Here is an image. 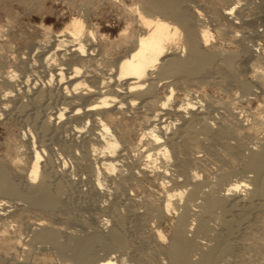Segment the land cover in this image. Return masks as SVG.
Returning a JSON list of instances; mask_svg holds the SVG:
<instances>
[{
  "label": "bare ground",
  "instance_id": "bare-ground-1",
  "mask_svg": "<svg viewBox=\"0 0 264 264\" xmlns=\"http://www.w3.org/2000/svg\"><path fill=\"white\" fill-rule=\"evenodd\" d=\"M139 3V6H129L124 9L125 27L112 41L103 35H99L94 31L95 28L91 29L86 25L80 15L73 16L58 33L52 36V43L38 51L40 70H34L41 73V79L40 77H33L39 79L33 81L34 79L30 78L31 75L27 77V72H24L25 78L20 81H15L17 77L14 73H9L0 79V88L3 89L0 93V113L4 116L5 113L8 114V110L10 112L14 110L17 114H22L25 109H29L31 106H39L38 103H42V101L57 102L56 111V104L53 108L54 114L46 117L36 129L35 126H31V129L34 128L33 131L26 129L28 130L26 134L32 141L31 144L36 138L38 141L39 139L45 141L43 139L45 135L49 132L54 134L56 130L63 131L71 143L83 141L80 144L83 145L86 142L88 152L86 149V155L83 154L85 158L75 148L78 150L77 153L84 158H81L82 161L93 156L101 169L106 172V178L111 182L113 191L116 192L122 188L125 182L121 167L136 170V175L144 174L147 169L157 170L158 167L156 168L154 163L156 164L157 160H161L160 168L162 169L157 172H159L158 177L160 178L159 185L163 190L160 203L163 204L160 209H155L157 214L152 212L155 215L165 216L171 211L174 214L177 211L176 220L167 237V246L162 252L167 264H217L219 261L230 258L233 252L238 249L237 247L243 246H240L237 241L235 242L234 237L239 229L238 223L245 221L244 215H247L245 213L253 210H263L264 212V140L261 139L263 142L259 143L257 147L253 146L249 149L247 157L245 156L246 159L241 163L240 170L238 168L239 171L236 170L238 173L248 171L253 174L245 180L239 178L231 181L229 179V176L233 175L231 172L221 173L220 171V174L216 176V183L213 184V181L210 184L204 177L202 180L195 171H191L190 175L187 174L186 169L189 165L197 166L203 162L194 155L190 159L185 158L188 151L202 148L200 146L205 144H202V141L205 140L203 142H206L208 138L216 137L219 140L220 137L221 139L228 134L226 132L231 125L226 126L225 123L222 126L223 124H220V128L212 130L204 116L206 112L200 113L201 111L197 110L199 109L197 105L194 108L192 104L195 105L198 101L193 102L191 98L184 99V102H179L176 106L170 105L174 91L170 87V82L166 80L172 77L183 79V81L189 77L201 79L211 68L212 62L214 63V54L203 50L212 36L209 29L202 26L203 23L201 25L196 24L198 28L195 27L196 25L194 26L201 20L199 19L201 15L199 11L195 12L194 23L191 18L192 15L189 16L183 9L182 0H139ZM233 10V7H228L222 15L225 17L232 16ZM178 52L185 55L179 56ZM233 55L226 54L223 57L225 67L231 66L234 60ZM161 81H163L162 86L166 88V92L163 91V97L158 98L157 87ZM194 109H196L195 112H188L190 115H186V111ZM181 112H184V115ZM164 115H166L165 118H163ZM168 115L175 117L173 121H180L177 127L174 126L173 131L169 130L173 127V123L166 120L169 118ZM127 120H131L133 123L137 122L140 126L133 153L127 146L132 132L126 123ZM232 129L235 130L236 128H229V131ZM237 130L238 128L235 131ZM237 132H235L236 135H239L240 132L239 134ZM61 145L63 150L70 152V148L76 144ZM32 148V163L29 174L23 180L24 183L22 182V188L19 189L11 183L7 170L0 165V216L8 207L3 199L9 198L22 199L29 206L42 210L52 211V209L58 208L59 193L67 183V181H63V178L66 180L68 174L62 169L65 170L63 165L66 163L60 164L63 166L60 167V170L54 167L55 164L52 166V161L47 162L50 159L45 160L46 163L41 165V157L45 153L43 147L40 145L39 149ZM232 149L230 147L231 154H228L231 156L230 159H228L230 157H227L228 155L227 158H224V153L222 158L225 161L228 159V161L236 160L238 162L236 154L239 150L238 148L237 151ZM226 150L229 151V147ZM82 152L84 153L83 150ZM224 152L227 154V151ZM77 153L75 152V155ZM75 155L72 156L75 157ZM79 155L76 157L78 158ZM86 162L88 164L89 161ZM222 162L224 163V161ZM114 172H118V180L111 177ZM57 175L59 178L56 185L54 184L56 188L52 185L55 190L51 191L50 179ZM100 181L97 175L95 182L91 183V190H89L93 195L98 194V197L101 195L100 191H103V185ZM167 183H171L170 188L169 186L166 188ZM218 185L224 187H221V190L217 189L220 192H215L216 188L214 187ZM204 188L206 190H203ZM241 191H249L247 193L249 197L248 200L246 199L247 203L244 202L245 205L243 203L244 207L242 204L240 205L243 210L239 206L241 212L236 214L239 210L237 208L238 210L234 214L232 210L234 207H238L235 205L239 204L237 203L239 200L237 196L240 195ZM113 194L115 193L113 192ZM195 200H199V202L195 203ZM192 207L194 209H191ZM216 209L228 214L227 217L217 215ZM190 211L193 213L190 214ZM113 220L115 228L108 232V239L106 240L104 237L102 238L101 234H91L92 236L89 235L90 237L87 238L85 236L84 239L81 237L82 239L74 240L73 237V241L68 237V244L59 245L57 242L58 232L45 228L44 221L39 219L33 223L32 240L34 243L35 241L51 243L57 247L60 254L64 255L65 252H68L66 250L70 248L72 259L74 258L76 261L75 264H82L85 261H89L90 264H123L125 263L124 259L117 261L115 257L109 258L107 255L103 257L93 256L92 246L95 243H97L96 245L100 244L104 249L110 247L112 249H126V242L119 233V227L123 223L122 218L117 213ZM214 225H216L215 229ZM250 225L252 224L249 223V226L247 224L248 227ZM262 227L260 228L261 231L264 229ZM254 230L255 228L252 231ZM153 234L156 240L155 244L159 245L165 240L159 230H155ZM251 235L249 236L253 237L256 234ZM194 238L203 239L205 242H196ZM260 238L261 234H258L253 240L259 243L257 240ZM22 246L23 244L18 240L12 245L15 249ZM253 249L252 251H254ZM194 255L198 256L195 261L191 259ZM122 260H124L123 263ZM240 262L238 264H246L244 261Z\"/></svg>",
  "mask_w": 264,
  "mask_h": 264
},
{
  "label": "rangeland",
  "instance_id": "rangeland-1",
  "mask_svg": "<svg viewBox=\"0 0 264 264\" xmlns=\"http://www.w3.org/2000/svg\"><path fill=\"white\" fill-rule=\"evenodd\" d=\"M139 5V0H0V79L6 77L9 73H14L17 77L15 81H20L25 78L26 72L27 77L31 75L30 78L40 77L41 79V73H37L40 70L38 67L40 61L38 51L50 45L52 36L58 33L73 16L80 15L86 25L91 29L95 28L94 31L99 35H103L109 41H112L125 27L123 19L124 9L129 6ZM182 7L189 16L192 15L193 22L195 12L199 11L201 15L199 19L201 20L197 23L194 22V26L203 23L202 26L209 29L212 37L203 50L214 54V63L212 62L211 68L201 79L189 77L183 81V79L174 77L168 78L166 81L170 82V87L174 91V99L172 98L170 105L176 106L179 102H184V99L191 98L193 102L198 101V103L196 102L197 104H192L194 108L198 106L199 109L197 110L201 111L200 113L204 114L206 112L204 116L207 118L212 130L220 128V124L224 126L225 123L226 126L231 125L230 129L238 128L240 130H237L238 132L235 131L236 129L229 131L228 128L230 133L227 131V135L223 137V134L220 135L221 139L219 136V140L216 137H213L214 139L208 138L206 142H203L205 140L202 141V144L205 143L200 146L202 148L193 149L196 151L189 150L185 158L190 159L194 155V157L200 158L203 162L197 166L188 164L187 174L195 171L201 176L202 180L205 179L210 184L213 181V184L216 183V176L220 174V171L221 173L231 172V175L233 174L229 176L231 181L239 178L245 180L247 177L253 176V174L248 171L238 173L241 163L246 159L249 149L253 146L257 147L264 140V0H182ZM228 7H233L234 14L225 17L222 14ZM198 25L195 27L198 28ZM226 54H234L232 56L234 60L229 68L224 66L223 57ZM178 55L184 56L185 54L178 52ZM38 80L34 79L33 81ZM162 83L163 81L157 87L158 98L163 97V91L166 92V88L162 86ZM2 91L3 89L0 88V93ZM56 103L55 101L54 103L42 101V103H38L39 106H31L29 109H25L22 114H17L14 110H11L12 113L8 110V114L5 113L4 116L0 113V165L7 170L9 179L15 187H19V189L23 187V180L29 174L32 163V147L39 149L40 145L45 151L41 157L43 163L40 161V164L42 165L46 163L44 162L45 160L50 159L47 162L50 163L52 161V166L55 164L54 167L56 169L60 170L64 166L65 170L64 168L62 169L69 177H66V180L63 178V181H67V183H65L66 186L59 193L57 199V201H60L57 205L58 208L56 207L52 211L42 210L37 207V209L33 208L24 200H19V198L3 199L8 207L3 212V215L0 216V264H75L76 261H74V258L72 259V250L70 248L66 250L68 252H65L64 255L60 254L57 247L51 243L39 241L34 243L32 240L33 235L31 234L33 223L39 219L42 222L44 221L45 228L58 232V244L66 245L68 244L67 240L69 238L72 240L73 237L74 240H78L84 239L85 236L87 238L95 234H101L102 238L108 239V232L115 228L113 218L117 213L122 218L123 223L119 227V233L127 243H125L126 249H112V247H110L111 250L110 248L104 249L100 244L96 245L97 243H95L92 246L93 256L103 257L107 255L109 258L115 257L117 261L124 259L125 263L122 260L123 264H167L162 252L167 246V237L176 220L177 211L175 214L171 211L170 214L165 216L155 215L157 214L155 209H160L163 204L160 203V196L163 190L159 185L160 178L158 177L159 172H157L162 169L160 168L162 165L160 164L161 160H157L156 164L154 163L156 168L158 167L157 170L147 169L144 174L136 175V170H128L125 167H121V169L123 168L121 172H124L125 182L121 188L122 190L113 191L114 188L111 186L112 184L110 185L111 182L106 178V172L101 169L93 156H90L91 159L87 156L88 160L86 158L85 161H82L85 158L86 151L88 152L86 142L83 143V145L86 144V147L80 145L83 141H77L75 145L68 140V136L63 131L56 130L58 132L55 131L54 134L49 132L48 136L45 135V138H43L45 141L40 139L38 141L36 138L33 139L34 145L31 144L32 141L26 131L31 129V126H35L34 128L36 129L46 117L54 114L58 107ZM54 105L56 107L55 111L53 109ZM195 110L186 111V115H190L188 112H195ZM182 114L184 115V112ZM165 117L166 115L163 118ZM167 117L169 118L166 120L173 123V127L171 126L173 129L170 128L169 130L173 131L180 121H173L175 117L172 115ZM129 121L131 122V120ZM129 121L127 120L126 123L132 132L127 146L131 150L130 152L133 153L140 126H138L137 122L130 123ZM240 127L241 129H239ZM34 128L32 129L34 130ZM235 132L238 134L240 132V134L236 135ZM64 135L67 137H64ZM61 144L75 145L72 147L73 150L70 148V152H73L70 153L69 150H63ZM236 146L239 151H237ZM228 147L229 151L226 150ZM230 147L231 149L233 148L232 150L236 149L238 153L236 154L238 162L229 160L231 164L228 161L231 158L228 155L231 154ZM75 148L82 155L85 154L82 156L84 158L77 153L78 150ZM224 151H227V154ZM75 152L77 153L76 155ZM223 153L224 158L230 156L226 159L227 162L222 158ZM72 155H75V157L79 155V157L73 159L75 157ZM218 158L222 160L220 161ZM86 161H89L88 164H86ZM62 163H66V165H61V167L60 164ZM70 171L71 173H68ZM97 175L103 185V191H100L101 195L99 197L97 196L98 194L93 195L89 191ZM118 176V172H114L111 175L115 180L119 179ZM58 178L57 175L50 179L51 187L54 184L56 185ZM167 184V186L165 185L166 188L168 186L170 188L171 183ZM217 187H214L216 188L215 192H220L218 190H221V187L223 188L224 186L220 187L218 185ZM52 190L55 189L52 187ZM203 190H206V188ZM247 193L249 191H241L239 193L240 195L237 196L239 198L237 203L239 204L235 205L238 207H234L235 209L233 208L232 213L235 214L238 210L237 208L241 204L243 205L246 199L248 200L249 195ZM196 202H199V200H195ZM243 207H241L242 210ZM191 209L194 208L192 207ZM239 211L241 212L240 208L236 214ZM216 212L217 215H221L220 217L225 218L228 215L219 209H216ZM189 213L193 212L190 211ZM245 214H247L246 216L244 215L245 221L238 223V228L240 229L241 227V229H238L234 237L235 242L237 241L240 246H243L237 247L238 249L233 252L234 256L232 255L224 261H219L217 264H238V262L241 263L240 261H244L246 264H264V229L262 231L260 229L262 226L264 228V212L263 210H253L247 211ZM190 218L193 219V217ZM243 222L247 223L248 226L249 223L252 224L250 227L253 228L251 229ZM215 227L216 225H214V229ZM242 228H245V230ZM254 228L256 233L252 231ZM157 229L165 239L159 245L155 244L156 240L153 234L155 230L158 231ZM258 231L259 233H257ZM251 234H261L260 240H257L259 243L253 240L256 235L250 237L249 235ZM188 236H191V234H188ZM194 239L196 242H205L200 238ZM17 240L23 244L19 249L12 247ZM197 257V255H194L191 259L195 261ZM82 264L90 263L85 261Z\"/></svg>",
  "mask_w": 264,
  "mask_h": 264
}]
</instances>
